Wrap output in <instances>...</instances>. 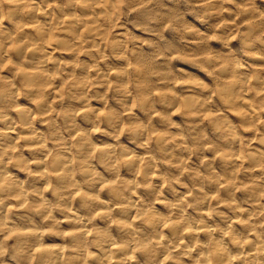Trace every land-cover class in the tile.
Listing matches in <instances>:
<instances>
[{
    "label": "clouds",
    "instance_id": "9594fccd",
    "mask_svg": "<svg viewBox=\"0 0 264 264\" xmlns=\"http://www.w3.org/2000/svg\"><path fill=\"white\" fill-rule=\"evenodd\" d=\"M0 264H264V0H0Z\"/></svg>",
    "mask_w": 264,
    "mask_h": 264
}]
</instances>
